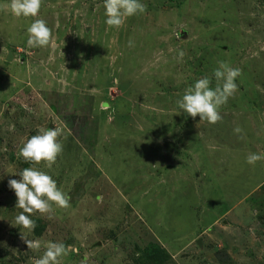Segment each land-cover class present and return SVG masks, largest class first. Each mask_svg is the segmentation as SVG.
Masks as SVG:
<instances>
[{
    "label": "rangeland",
    "instance_id": "374dc122",
    "mask_svg": "<svg viewBox=\"0 0 264 264\" xmlns=\"http://www.w3.org/2000/svg\"><path fill=\"white\" fill-rule=\"evenodd\" d=\"M142 2L117 29L103 0H42L56 47L32 48L34 18L0 0V264H35L49 242L66 245L61 264H264V159L246 162L264 154V0ZM219 61L241 70L222 119L180 113L196 79L217 86ZM49 127L63 129L55 164L25 162ZM26 167L70 197L31 214V232L8 186Z\"/></svg>",
    "mask_w": 264,
    "mask_h": 264
},
{
    "label": "clouds",
    "instance_id": "9594fccd",
    "mask_svg": "<svg viewBox=\"0 0 264 264\" xmlns=\"http://www.w3.org/2000/svg\"><path fill=\"white\" fill-rule=\"evenodd\" d=\"M42 0H9V10L17 18H34L27 28V45L32 48L56 46L52 44L51 29L47 22L38 17ZM105 24L110 28H120L128 17L142 14L146 11V4L142 0H103ZM184 52L180 51L178 57L182 59ZM241 70L232 67L225 61H219L213 70V77L218 82L212 87V78L204 76L196 79L184 90L180 99L176 101L178 111L201 121L215 124L222 119L221 106L237 91V78ZM27 107V106H25ZM241 133L242 129H234ZM63 129L59 127L41 128L36 135L28 138L19 150V156L29 164L37 165L43 161L46 167L51 168L57 157L63 151V144L59 137ZM264 159V154L250 152L246 156L249 165H255ZM19 179H10L8 186L16 196V208L22 211L15 217V224L31 232L35 227L32 219L33 213L51 214L53 205L56 207H69L70 197L60 187L49 173L37 167H26L18 173ZM2 179V178H0ZM23 235V234H22ZM24 237V236H23ZM29 249L39 250L41 241L26 239ZM67 248L63 242H49L43 255L35 259V264H61L67 255ZM81 264H88L87 257L81 259Z\"/></svg>",
    "mask_w": 264,
    "mask_h": 264
},
{
    "label": "water",
    "instance_id": "95a60500",
    "mask_svg": "<svg viewBox=\"0 0 264 264\" xmlns=\"http://www.w3.org/2000/svg\"><path fill=\"white\" fill-rule=\"evenodd\" d=\"M12 58H13V54L10 53L8 56V60H12ZM164 147H165V151H166L167 156H169V154L172 152V150L174 148V143L166 142L164 144Z\"/></svg>",
    "mask_w": 264,
    "mask_h": 264
},
{
    "label": "trees",
    "instance_id": "16d2710c",
    "mask_svg": "<svg viewBox=\"0 0 264 264\" xmlns=\"http://www.w3.org/2000/svg\"><path fill=\"white\" fill-rule=\"evenodd\" d=\"M37 234H41L39 231H37ZM159 249V248H158ZM152 252H156V250H151ZM150 254V253H149ZM144 258H145V256H143ZM148 257V256H147ZM147 258H145L144 260H146ZM140 260H142V258L140 259Z\"/></svg>",
    "mask_w": 264,
    "mask_h": 264
}]
</instances>
